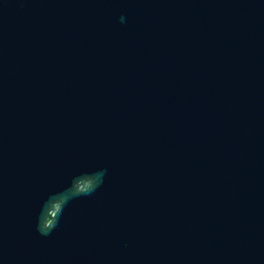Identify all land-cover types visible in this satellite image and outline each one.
Wrapping results in <instances>:
<instances>
[{
    "label": "water",
    "instance_id": "95a60500",
    "mask_svg": "<svg viewBox=\"0 0 264 264\" xmlns=\"http://www.w3.org/2000/svg\"><path fill=\"white\" fill-rule=\"evenodd\" d=\"M0 264H264V0H0Z\"/></svg>",
    "mask_w": 264,
    "mask_h": 264
},
{
    "label": "clouds",
    "instance_id": "9594fccd",
    "mask_svg": "<svg viewBox=\"0 0 264 264\" xmlns=\"http://www.w3.org/2000/svg\"><path fill=\"white\" fill-rule=\"evenodd\" d=\"M86 184L90 185V182H86ZM81 192H86L87 187L85 184L79 186ZM62 209V205L60 202L54 203L52 208L49 210V219L47 221L40 222L38 224V229L42 234L47 235L52 229L57 226V220L55 218V214L60 212Z\"/></svg>",
    "mask_w": 264,
    "mask_h": 264
}]
</instances>
